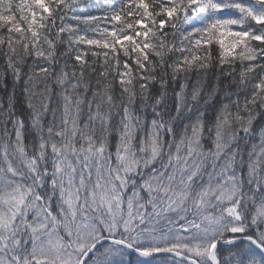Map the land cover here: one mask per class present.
Wrapping results in <instances>:
<instances>
[{"label": "snow or ice", "instance_id": "1", "mask_svg": "<svg viewBox=\"0 0 264 264\" xmlns=\"http://www.w3.org/2000/svg\"><path fill=\"white\" fill-rule=\"evenodd\" d=\"M0 264H264V0H0Z\"/></svg>", "mask_w": 264, "mask_h": 264}]
</instances>
